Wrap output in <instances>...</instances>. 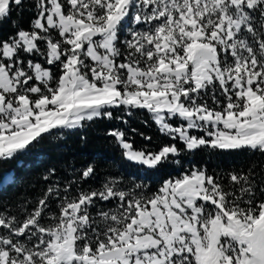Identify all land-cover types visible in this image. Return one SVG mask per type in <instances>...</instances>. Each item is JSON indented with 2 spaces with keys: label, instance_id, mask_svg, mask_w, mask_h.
<instances>
[{
  "label": "snow or ice",
  "instance_id": "snow-or-ice-1",
  "mask_svg": "<svg viewBox=\"0 0 264 264\" xmlns=\"http://www.w3.org/2000/svg\"><path fill=\"white\" fill-rule=\"evenodd\" d=\"M4 23L0 162L98 119L127 125L137 111L169 142L141 132L148 143L136 148L122 128L105 135L141 169L206 150L264 155V0H0ZM96 172L89 163L53 181L49 168V186L12 211L0 189V264H264L255 165H191L156 192L85 186Z\"/></svg>",
  "mask_w": 264,
  "mask_h": 264
},
{
  "label": "trees",
  "instance_id": "trees-1",
  "mask_svg": "<svg viewBox=\"0 0 264 264\" xmlns=\"http://www.w3.org/2000/svg\"><path fill=\"white\" fill-rule=\"evenodd\" d=\"M20 16V10L14 13V18ZM31 13L24 11L23 26L28 27ZM13 29L8 23L0 28V36L7 37ZM124 116L122 111L115 113ZM128 124L119 120L111 121L98 119L95 123L89 122L80 129L63 130L58 135L46 138L32 152L10 161L0 162V182L7 172H10V180L0 183L2 197L9 201V211L16 204H22L25 198L29 201L39 197L50 182L44 180L47 169L55 168L53 181L73 179V171L82 169L89 163L96 165V176L88 180L85 186L99 187L105 179H115L122 187H128L132 182L146 183L152 192H156L169 178L177 177L183 171H187L191 165H206L209 171L227 172L244 169L255 165V170H264V155L259 152L233 151L211 153L210 150L197 152L193 155H184L181 163L164 166L154 171L141 169L139 166L122 160L120 149L113 144V138L106 136L109 129H124L136 148L148 143L139 133L151 136L153 142H169L163 137L154 123L149 119L145 111H137L133 116L125 117ZM146 122V123H145ZM135 128L136 133L131 129ZM83 138V139H82ZM181 164L183 167H181ZM223 183H229L224 176ZM55 210V208L53 209Z\"/></svg>",
  "mask_w": 264,
  "mask_h": 264
}]
</instances>
